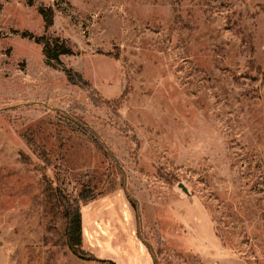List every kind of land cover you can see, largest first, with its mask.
<instances>
[{"label":"rangeland","instance_id":"obj_1","mask_svg":"<svg viewBox=\"0 0 264 264\" xmlns=\"http://www.w3.org/2000/svg\"><path fill=\"white\" fill-rule=\"evenodd\" d=\"M41 5L96 91L23 37ZM198 210L264 264V0H0V264H203Z\"/></svg>","mask_w":264,"mask_h":264},{"label":"trees","instance_id":"obj_2","mask_svg":"<svg viewBox=\"0 0 264 264\" xmlns=\"http://www.w3.org/2000/svg\"><path fill=\"white\" fill-rule=\"evenodd\" d=\"M35 1L36 0H27L30 5H32ZM38 12L43 19L45 33L42 36H34L33 34L24 33L23 37L34 40L36 44L41 45L46 64L54 69L62 70L71 84L88 91H96V89L92 87L90 82L86 80L81 73L72 68H68L63 64L62 57L74 55V52L65 40L50 33V30L54 25V9L52 7H44L41 5L38 8ZM30 142H32L31 139ZM54 194L65 208V216L67 221L65 233L68 247L74 255L83 257L84 252L81 247V205L92 200V192L91 190H82L77 197L73 198L65 195V191L58 187L54 190Z\"/></svg>","mask_w":264,"mask_h":264},{"label":"crops","instance_id":"obj_3","mask_svg":"<svg viewBox=\"0 0 264 264\" xmlns=\"http://www.w3.org/2000/svg\"><path fill=\"white\" fill-rule=\"evenodd\" d=\"M192 222L194 223L192 240L195 242V253L201 257L203 264H248L243 260L231 258L225 254L226 250L220 246L207 214H202L198 210L196 220ZM149 259L152 264H157L155 259Z\"/></svg>","mask_w":264,"mask_h":264},{"label":"water","instance_id":"obj_4","mask_svg":"<svg viewBox=\"0 0 264 264\" xmlns=\"http://www.w3.org/2000/svg\"><path fill=\"white\" fill-rule=\"evenodd\" d=\"M180 187L184 190V192L188 193L187 192V189L181 184Z\"/></svg>","mask_w":264,"mask_h":264}]
</instances>
